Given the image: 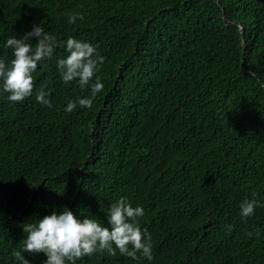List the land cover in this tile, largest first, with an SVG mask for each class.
Wrapping results in <instances>:
<instances>
[{"label":"trees","instance_id":"1","mask_svg":"<svg viewBox=\"0 0 264 264\" xmlns=\"http://www.w3.org/2000/svg\"><path fill=\"white\" fill-rule=\"evenodd\" d=\"M33 22L103 63L88 86L65 83L57 47L32 95L0 91V264H20L23 229L53 208L108 226L121 196L144 210L152 260L98 251L76 264H264V206L239 214L244 199L264 205V0H0V57ZM78 98L91 106L67 112Z\"/></svg>","mask_w":264,"mask_h":264},{"label":"clouds","instance_id":"2","mask_svg":"<svg viewBox=\"0 0 264 264\" xmlns=\"http://www.w3.org/2000/svg\"><path fill=\"white\" fill-rule=\"evenodd\" d=\"M83 19L79 12L68 15V23L73 24ZM35 43H32V40ZM4 48H10L12 59L0 57V91L7 93L10 102H20L32 95L33 73L42 62L53 57L57 47H63L67 53L56 59L57 70L65 83L76 80L80 87L88 86L103 63V57L97 48L87 41L74 37L66 41H58L56 37L45 31L41 23H32L30 30L22 35H12L6 38ZM251 75L255 77V72ZM264 88V81H259ZM103 88L97 78L92 85V96L95 97ZM50 93L40 90L36 95L37 102L52 107L48 99ZM79 104L90 107L92 99L78 98L69 100L65 110L71 112ZM264 206L256 199H244L239 205L240 216L243 218L254 215L257 207ZM142 206H133L121 196L108 208L107 225L101 223L95 216L74 214L67 207L57 211L55 208L49 214L38 218L35 223L28 224L23 229L27 233L23 248L15 253L20 264H30L24 253L43 254L42 264H76V261L96 252H107L116 255L117 251L124 256L136 258L137 252L152 260L150 235L141 229L138 218L142 217ZM231 230V226H229Z\"/></svg>","mask_w":264,"mask_h":264},{"label":"water","instance_id":"3","mask_svg":"<svg viewBox=\"0 0 264 264\" xmlns=\"http://www.w3.org/2000/svg\"><path fill=\"white\" fill-rule=\"evenodd\" d=\"M238 25L240 26V30L243 31V27L241 26L240 23H238ZM243 45H245V41L243 40Z\"/></svg>","mask_w":264,"mask_h":264},{"label":"rangeland","instance_id":"4","mask_svg":"<svg viewBox=\"0 0 264 264\" xmlns=\"http://www.w3.org/2000/svg\"><path fill=\"white\" fill-rule=\"evenodd\" d=\"M243 46H245V45H243Z\"/></svg>","mask_w":264,"mask_h":264}]
</instances>
